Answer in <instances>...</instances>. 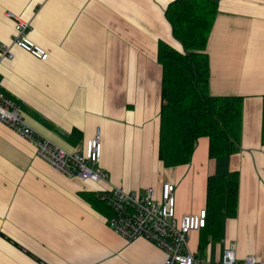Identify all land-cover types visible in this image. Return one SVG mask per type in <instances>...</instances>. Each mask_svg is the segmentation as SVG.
Returning <instances> with one entry per match:
<instances>
[{
	"label": "crops",
	"instance_id": "0c3cea01",
	"mask_svg": "<svg viewBox=\"0 0 264 264\" xmlns=\"http://www.w3.org/2000/svg\"><path fill=\"white\" fill-rule=\"evenodd\" d=\"M174 0H0V41L13 59L0 62V93L26 124L67 152L84 153L97 129L104 183L67 178L35 155L33 145L0 123V264H163L145 239L111 231L99 187L143 193L174 185L177 219L206 206L211 175L238 174L237 208L219 225L189 234L188 249L216 263L264 260V0H219L206 44L209 93L243 99L240 149L211 159L197 140L188 164L158 158L161 68L157 45L176 50L165 10ZM48 53L41 61L11 45L15 21Z\"/></svg>",
	"mask_w": 264,
	"mask_h": 264
},
{
	"label": "trees",
	"instance_id": "16d2710c",
	"mask_svg": "<svg viewBox=\"0 0 264 264\" xmlns=\"http://www.w3.org/2000/svg\"><path fill=\"white\" fill-rule=\"evenodd\" d=\"M218 3L219 0H174L165 10L172 36L182 51L163 41L157 45L161 68L158 158L164 168L188 164L200 137L209 139L211 159L230 156L240 149L243 99L209 93L206 44ZM237 196V173L209 176L206 225L200 231L219 225L223 216L233 217Z\"/></svg>",
	"mask_w": 264,
	"mask_h": 264
},
{
	"label": "built area",
	"instance_id": "2783aa9c",
	"mask_svg": "<svg viewBox=\"0 0 264 264\" xmlns=\"http://www.w3.org/2000/svg\"><path fill=\"white\" fill-rule=\"evenodd\" d=\"M6 16L15 21L11 45L30 53L41 61L48 53L28 38L30 25L12 13ZM13 59L11 46L0 41V62ZM0 123L12 129L29 141L35 155L67 178H78L88 183H104L106 171L98 167L101 156V136L97 129L87 141L84 153L67 152L30 128L21 116L17 106L0 93ZM174 185L163 183L159 193L154 187L143 193L126 192L120 188L99 187L96 195L111 211L107 225L111 231L126 241L145 239L164 251L163 264H264L254 256L237 258L235 246L229 245L216 263L191 253L188 249L189 234L206 225V211L185 215L179 219L174 210Z\"/></svg>",
	"mask_w": 264,
	"mask_h": 264
},
{
	"label": "rangeland",
	"instance_id": "374dc122",
	"mask_svg": "<svg viewBox=\"0 0 264 264\" xmlns=\"http://www.w3.org/2000/svg\"><path fill=\"white\" fill-rule=\"evenodd\" d=\"M181 51H182V49H181Z\"/></svg>",
	"mask_w": 264,
	"mask_h": 264
}]
</instances>
